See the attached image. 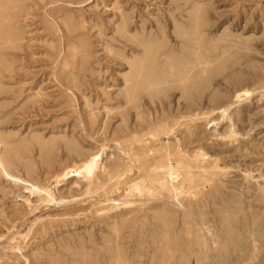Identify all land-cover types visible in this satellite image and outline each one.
<instances>
[{
  "label": "rangeland",
  "instance_id": "374dc122",
  "mask_svg": "<svg viewBox=\"0 0 264 264\" xmlns=\"http://www.w3.org/2000/svg\"><path fill=\"white\" fill-rule=\"evenodd\" d=\"M0 158V264H264V0H0Z\"/></svg>",
  "mask_w": 264,
  "mask_h": 264
},
{
  "label": "bare ground",
  "instance_id": "6f19581e",
  "mask_svg": "<svg viewBox=\"0 0 264 264\" xmlns=\"http://www.w3.org/2000/svg\"><path fill=\"white\" fill-rule=\"evenodd\" d=\"M205 71H207V70H205ZM245 92L248 93V94L251 93L250 91H245ZM101 157H102V153L92 154L91 156L89 155V157L86 160H84L81 165H79V166L75 167L74 169L70 170L71 171L70 173L66 172V174H62L59 177H57V181H56L57 184L60 183V181L62 179H65L67 176H70V175L76 176V177H83V178H85L87 180H90V181L93 180L94 177H95V174H96V170H98V166H99ZM2 160L3 159L0 158V167L5 172L6 170H5V167H4V164H3ZM173 176H175V175L172 174V178H173ZM12 178H14V177H12ZM14 179L17 180V181L20 180L19 178H14ZM32 188L35 189L36 188L35 185L32 184ZM44 192L46 193L47 200H52L53 199V193L50 190V188L44 189Z\"/></svg>",
  "mask_w": 264,
  "mask_h": 264
}]
</instances>
